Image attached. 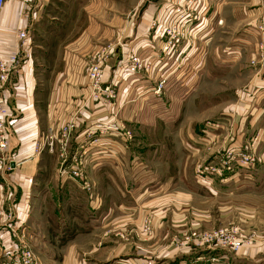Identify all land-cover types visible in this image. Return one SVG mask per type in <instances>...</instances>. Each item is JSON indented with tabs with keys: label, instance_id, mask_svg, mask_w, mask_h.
<instances>
[{
	"label": "rangeland",
	"instance_id": "rangeland-1",
	"mask_svg": "<svg viewBox=\"0 0 264 264\" xmlns=\"http://www.w3.org/2000/svg\"><path fill=\"white\" fill-rule=\"evenodd\" d=\"M175 1L51 0L47 3L43 9V16L36 24L39 26L30 35L33 41L32 58L34 56L35 70L40 78L35 93L39 99L38 105L43 121L48 120L47 108L54 109L52 127L57 130L62 121L69 117L71 109L78 108V101L80 99L83 101L87 93L83 87L87 63L98 46L112 42L117 33L123 32L126 26L131 27L133 33L139 24H143L145 28L150 18L157 19L163 9ZM194 1L198 5L197 7L195 5L196 9L192 11V14L196 17L197 13H200V29L202 30L197 34L196 39L193 38L189 42L197 46V51L182 57L184 59L182 67L187 66V70L184 72L179 70L170 76V79L168 78L166 90L163 88L161 90L163 92L151 101L152 113L148 108L134 127L130 124L126 126L132 134L131 142L136 145L134 147H137L138 142L145 141L140 144L144 147L140 150L144 151L147 157L152 155L155 157L152 167L159 173L166 171V166L167 171L172 172L173 170L169 168L173 167V162L178 156L191 157L182 144L184 139L189 140L187 135L191 129L202 143L210 144L203 152L205 160L195 164L193 170L231 146L226 142L227 138L233 134L234 136L243 134L241 137L243 141L239 145L254 142L256 145L254 152L260 156L261 161L253 169L241 170L236 177L238 181L234 184H240L238 191L244 193L226 199V207L229 209L225 212L227 213L225 219L229 218L213 228L191 226L183 230L189 235L194 230L207 231L233 226L243 241L242 249H252L260 245L263 250L260 256L264 258V87H262L264 86L262 82L264 69L259 70L261 62H258L264 57V11L256 12L257 8L259 10L264 8V3L263 0ZM58 3H64L65 6H58ZM54 15L55 18H53ZM203 34L205 36L202 39ZM80 41H83V44ZM199 43L206 44L204 53H200ZM198 53L203 55L205 63L203 66L195 67L194 59ZM57 74L65 75L67 83L61 86L56 84ZM58 86L60 94H58ZM78 94L80 96H77ZM78 116L81 117V115ZM81 123L83 124L84 121ZM212 124H216L217 128L209 131V125ZM44 125L46 128V123ZM239 125L245 126L246 131L238 133L236 129ZM234 126L236 128H233ZM210 135L215 136L214 140H209ZM213 141L216 142L215 146ZM42 151L46 153L44 155L49 156L45 172L48 176L58 173L57 149L54 153H49L46 149ZM163 163H166V166ZM86 172L87 179L98 196L96 170L88 174L86 169ZM242 175L252 181L245 183ZM46 180V183L43 182L47 187L43 194L46 201L42 202L43 198L39 196L34 203L28 225L23 228L25 244L40 264H116L119 260L128 258L104 257L102 249L96 251L97 254L93 257L83 256L79 250L91 247L86 239L80 238L66 245L63 239L68 230L73 231L74 238L78 236L77 232H83L88 228L74 227L77 220L69 221L68 219L74 214L69 213L66 202L64 200L62 202V198L56 195L55 197L52 191L60 188L62 184L76 195L77 199L82 198L86 203V198L76 184L70 181L53 178ZM201 200L217 211V201L214 202L202 196ZM100 207L94 211L89 210L95 213ZM2 208L3 205H0V212ZM57 209L60 217L56 216V218L54 211ZM219 213L217 211L216 215ZM83 216H85L84 213L81 214V219ZM65 222H74L72 226H68L71 229L63 226ZM139 230L140 227L136 235L144 238L139 235ZM182 231L175 232L170 237L171 247L174 250L179 251L181 248L180 245H176L175 240L179 238V235L182 237ZM118 233L125 234L122 228H118L116 235ZM256 238L259 239L258 244L255 243ZM117 239L122 240L119 237ZM71 248L75 250V253ZM161 263V261L157 263L154 261V264Z\"/></svg>",
	"mask_w": 264,
	"mask_h": 264
},
{
	"label": "crops",
	"instance_id": "crops-1",
	"mask_svg": "<svg viewBox=\"0 0 264 264\" xmlns=\"http://www.w3.org/2000/svg\"><path fill=\"white\" fill-rule=\"evenodd\" d=\"M50 1L28 0L24 3L23 0H7L4 11L0 14V53L7 54L15 47V32L17 29H25L28 32L31 47L30 58L24 62L18 74L12 77L9 86L5 89L6 107L9 110L7 120L9 132L8 152L10 157L14 159L15 167L11 173L5 174L3 179L0 177V184H3L0 185V205H3L0 219L5 215L8 207L14 205L19 211V215L25 217V225H28L34 203L39 199V196L43 198L44 189L47 188L46 179L62 180L58 173L48 176V173L45 172V166L49 156L44 155L46 153H42L43 151L36 153L34 150L37 143H40V146L43 145V136L47 135L50 129H54L52 127L54 124V120H52V115L55 113L54 109L47 108L48 120L43 121L42 112L38 105L39 99L36 96L35 89L37 82H40V78L35 70L34 56L32 58L33 41L32 36H30L39 26L36 24L40 21L39 19L43 16V9ZM58 6H65V4L58 3ZM257 9V13L264 11V8ZM53 18H55V15ZM143 29V24H139L133 33L131 27L126 26L123 32L117 33L112 42L98 46L90 55V60L87 63L88 67L98 55L108 54L105 58L104 73L106 76H111L126 51L134 50L136 53H142L150 50L152 54H155L153 60H156V64H154L151 75L142 74L134 79L119 76L116 79L118 120L125 127L128 124L134 127L146 109L149 108L151 112V101L157 96L155 89L160 79L167 78L168 80L175 72H179V70H182L181 72L186 71L187 66L182 67L184 63L182 57H187L198 49L196 45L188 43L174 58H161V55L158 54V46H153L154 38L152 36L148 40L143 38ZM204 36L205 34L201 38L203 39ZM83 41L80 42L83 44ZM147 43L151 44L150 47H147ZM198 45L200 46V53H204L206 44L199 43ZM190 46L191 48H189ZM200 53L195 56V67L203 66L205 63L204 58H202L203 55H200ZM258 62H261L259 70L262 71L264 69V57ZM55 81L60 86L67 83L66 76L61 74L56 75ZM168 82L164 85L163 90H166ZM83 87L87 90L83 101L80 99L78 108L71 109L70 113H67L69 117L61 123L63 124L70 118H75L77 121V128L70 139V153L80 145V141L83 140L82 133L94 121L109 116L108 106L89 98L90 91L87 87L86 73ZM57 90L60 94L59 86ZM78 115H81V117ZM82 121H84L83 124ZM44 123L47 125L46 128ZM82 125L84 126L81 127ZM233 128H236V126ZM209 131L212 130L209 129ZM236 131L243 133L246 131V127L239 125ZM241 135L234 136L233 134L228 137L227 145H239L243 141L241 138L243 134ZM187 137L189 140L184 139L182 144L183 148L191 154V157L178 156L175 159L176 161L173 162V167L169 168L173 170L172 172H168L166 163H163L167 169L160 173L152 167L155 157L153 155L147 157L144 151L140 150V148H144L140 144L145 141L138 142L137 147H134L136 145L131 141L125 143L118 137L104 139L100 147L93 149L86 157L88 174L92 170H96L97 173L96 183L98 187L96 190L97 193L99 190L100 209L93 213L89 210L86 200V203H84L82 198L77 199L76 195L63 187L62 184H60V188L52 191L54 196L56 195L58 198H62V202L63 200L66 202L65 205L69 213L74 214V216L68 218L69 221L77 220L74 227L88 228L83 232H77L76 235L78 236L74 238L70 230L66 238V245L76 242L80 238L81 240L86 239L87 244L90 243L91 247L90 249L82 248L79 250V253L83 256L93 257L97 254L96 251L102 249L101 251L105 254L104 257L110 259L128 257L125 260H119L126 261L128 264H140L143 260H152L156 263L161 261V264H181L192 260L196 255L183 250L185 246H182L179 251L174 250L171 247L172 240L170 237L175 232L188 229L191 226L207 229L225 222L229 218L225 219L227 215L225 212H228L229 209L226 207V199L244 192L238 191L240 184H234L238 181L236 176H229L225 181L213 178L212 182L197 177L193 167L205 160L206 157L203 152L210 144L202 143L198 136L194 134L193 129ZM215 145L216 142H214ZM108 151L111 154H108ZM164 161L166 160L164 159ZM57 163L59 166V158ZM242 180H245V183L252 181L245 176ZM201 196L214 202L217 201V211L220 213L216 215V209L213 210L206 203H203ZM44 200L46 201L43 198L42 202ZM53 208L55 207L53 206ZM73 208L77 212H74ZM54 213L55 217H60L58 209ZM83 213L85 216L81 219ZM146 217L150 220L152 235L140 238L136 235V231ZM60 219L59 222H61ZM73 223L65 222L63 226L71 229L68 226H72ZM118 228H122L125 232L123 240L117 239L116 232ZM186 236V231L183 230L182 237L179 235V238L175 240L176 245H179L178 243L183 241ZM254 240L258 244L259 239ZM71 249L75 253V250ZM262 252L261 246L256 245L252 249H242L237 253L226 249H215L203 252V254L215 258L216 261L212 264H264V258L260 256V254H263ZM76 254L78 255V252Z\"/></svg>",
	"mask_w": 264,
	"mask_h": 264
},
{
	"label": "built area",
	"instance_id": "built-area-1",
	"mask_svg": "<svg viewBox=\"0 0 264 264\" xmlns=\"http://www.w3.org/2000/svg\"><path fill=\"white\" fill-rule=\"evenodd\" d=\"M7 0H0V14L4 11ZM28 0H23L25 3ZM175 3V5H174ZM173 4L166 6L157 19H151L146 23L144 35L154 38V45L158 46V54L161 58L172 59L178 55L183 47L191 39L197 38L200 33V13L193 16L198 3L194 0H176ZM196 5V7H195ZM203 12V16H204ZM15 47L7 54L0 53V177L9 174L15 167V162L9 155L8 126L7 120L9 110L6 107L7 96L5 89L9 86L12 77L18 74L24 62L30 58L31 47L29 44L28 32L25 29H17L15 32ZM152 41V40H150ZM147 42V41H146ZM147 43V47H150ZM152 47V46H151ZM263 49V47H261ZM108 54L98 55L86 70L87 87L90 91L89 98L109 107L108 118L97 120L82 133L83 140L80 145L70 153V139L75 129L77 121L70 118L59 126L57 130H49L43 136L42 146L35 145L36 153L46 149L49 153H54L57 149L60 163L58 166L59 177L63 181H70L84 194L88 207L94 211L100 207V200L93 189V185L87 179V155L100 147L104 139L118 137L125 143L132 141L130 130L118 120V106L116 104L117 91L116 79L119 76L131 77L132 79L142 74H152L156 60H153L152 52L136 53L134 50L126 51L123 58L113 70L111 76L104 73L105 58ZM167 78H162L158 82L155 94L159 95ZM264 87V86H262ZM211 130L217 128L216 124L209 125ZM211 137V138H210ZM209 140L214 139L210 135ZM254 142L239 146H229L218 156H214L204 164L198 165L194 172L199 178L213 181L218 178L225 181L227 177L238 176L241 170L253 169L261 161L255 152ZM111 154L110 151L107 152ZM214 154V155H215ZM213 156V155H212ZM29 208V207H28ZM25 227V217L19 215L16 207L9 206L5 215L0 219V264H40L30 251L24 241L23 228ZM139 235L150 237L152 227L150 220L143 219ZM120 239L125 235L118 233ZM184 250L196 256L181 264H206L215 263V258L206 256L203 252L215 249H226L233 253L239 252L244 244L237 230L233 226L218 227L216 229L200 231L194 230L187 235L183 241L178 243ZM116 264H128L126 261H119ZM140 264H154L152 260H143Z\"/></svg>",
	"mask_w": 264,
	"mask_h": 264
},
{
	"label": "trees",
	"instance_id": "trees-1",
	"mask_svg": "<svg viewBox=\"0 0 264 264\" xmlns=\"http://www.w3.org/2000/svg\"><path fill=\"white\" fill-rule=\"evenodd\" d=\"M73 209H74V208H73ZM74 212H77V211H75V209H74ZM69 231H70V230L67 231V234L65 235V239L67 238ZM72 233H73V231H72ZM65 239H63L64 242L66 241Z\"/></svg>",
	"mask_w": 264,
	"mask_h": 264
}]
</instances>
